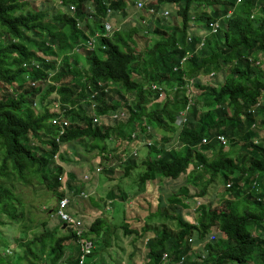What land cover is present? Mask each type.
I'll list each match as a JSON object with an SVG mask.
<instances>
[{
  "label": "trees",
  "instance_id": "16d2710c",
  "mask_svg": "<svg viewBox=\"0 0 264 264\" xmlns=\"http://www.w3.org/2000/svg\"><path fill=\"white\" fill-rule=\"evenodd\" d=\"M60 1L66 7L75 5V14L31 9L23 0H0V150L4 148V152L0 151V214L23 224V211L16 212L13 204L19 199L12 184L7 185L5 180L14 175L22 183L29 182V176L46 183L52 176V191L58 200L65 196V191L59 189L62 167L58 165L54 173L47 167L63 143L80 141L89 151L102 153L105 160L107 142H114L113 149L126 147L135 133L137 142L144 141L150 154L142 162L139 187L151 183L156 176L176 179L195 164L201 170L193 172L195 175L188 181L192 177L199 181L203 173L210 181L220 175L225 182L224 190L237 198L223 200L212 208L199 207L195 221H187L179 208L174 213L166 207L158 208L157 215L174 219L176 229L161 225L152 237L146 238L145 264H166V260L167 264H179L183 255V264H202L194 258L193 262L186 261L191 250L188 240L194 234L199 241L203 240L216 230L226 235L228 245L216 251L214 242H209L205 263L264 264V138L257 137L259 130L264 129V70L259 65L264 62L260 57L264 55V0H148L144 12L148 7L158 12L167 1L174 4L180 22L163 25L159 20L153 29L147 26L148 34L161 39L140 52L135 50L133 35L140 31L146 34L145 27L140 30L134 26L132 30H116L110 38L100 37L98 44L103 47L99 45L83 55L70 51L84 38L76 23L85 19L87 5L95 13L93 23H85V28L102 32L107 10L125 15L130 0ZM192 19L201 23L205 31L210 22L218 20V28L201 46L202 37L189 32ZM183 58L186 61L181 67ZM220 71H224L225 77L218 86L189 82L201 72ZM24 74L29 82L22 77ZM187 84L199 89L191 94V103L186 94ZM152 85H164L172 96L161 106L148 109L151 103L159 102V93ZM42 91L37 107L36 98ZM125 93L132 94L134 102L133 106L122 108L114 102V95L123 99ZM51 95L56 98L50 105L51 100L47 99ZM55 103L65 110L57 113ZM186 107V121L177 129V115ZM122 109L129 112L128 119L108 124L109 115ZM93 115H97V122L93 121ZM60 117L68 121L62 134L53 122ZM148 125L158 129L159 142L145 133ZM173 134L179 148L167 147ZM218 134L227 138L231 148L239 147L236 156L232 157L216 141ZM149 138L151 143L147 144ZM203 138L207 139L206 144L218 145L212 157L198 149ZM59 157L63 160L61 153ZM117 158L123 164V176H128L136 167V157ZM74 178L71 174V180ZM228 182L232 183L229 187ZM67 188L75 191L71 182ZM205 191L202 188L200 195ZM50 209L56 216V207ZM46 224L41 222L45 228L21 245L27 264H37L39 259L45 264H60L68 243L75 242L67 231L59 234L60 221L51 229ZM122 227L125 234L138 233L129 230L127 224ZM104 228L105 220L99 216L85 232L86 236L101 239L100 248L110 245V240L103 236ZM142 232L146 234L144 229ZM164 253L169 258L163 259ZM70 261L77 264L76 257Z\"/></svg>",
  "mask_w": 264,
  "mask_h": 264
},
{
  "label": "rangeland",
  "instance_id": "374dc122",
  "mask_svg": "<svg viewBox=\"0 0 264 264\" xmlns=\"http://www.w3.org/2000/svg\"><path fill=\"white\" fill-rule=\"evenodd\" d=\"M23 1L27 2V7L31 9H41L48 13L60 12L68 14L65 4L61 3L60 0ZM166 2L167 1L163 2L159 8L160 11L163 9L170 10V14L167 17H161L160 11L153 14L149 9L147 12H144V9L137 10L132 4L133 1H129V3L126 4L125 15H122L120 12H115L112 13L108 19H110L113 26L118 28V30H132L134 26H138L141 30V27L146 26V23H142V20H140L141 18H145L148 27L152 29L154 23L159 20H162L161 24L163 25H170L175 21L180 22V17L176 15L174 4ZM206 8L207 7L204 9ZM206 10L211 11L212 9L208 7ZM194 23L197 24L196 21H194ZM190 24H192V22H190ZM189 32L190 34L195 32L203 36V38L207 37V34H204L203 25H201V23L197 24V28H194V31L189 30ZM133 38L135 39V50L136 52H140L143 48H148L154 42L161 39V36L159 37L152 33L143 34L140 31L135 33ZM83 52L84 50L81 51V53ZM260 57L264 58V55L260 54ZM80 64L84 66L83 62H80ZM259 65L264 70V62H259ZM25 75L26 74L22 77L25 78ZM224 77V71L216 72L213 75L211 73L206 74L201 72L196 75L194 81H200L201 84H214L218 86L223 83ZM47 84L49 85V83ZM25 85H27V83ZM195 88V85H192V95L199 91V89ZM114 89H117V86H114ZM42 93L43 91L36 98L37 105L39 104L38 98ZM168 95L169 97L167 99L171 98L172 91H168ZM54 98H56L55 95L48 97L47 100H51V103H49L50 105L53 103ZM167 99L161 102L156 101L153 102V104L151 103L148 109H152L157 105L161 106ZM133 100L132 94L125 93L123 99L117 98V96L114 95V102L122 105V108L125 106H133ZM37 107H40V104ZM111 119L112 117L108 118V121L111 122ZM151 127L152 133H150V135H153V141L159 142V140L156 139L159 138L157 135L159 134L158 129L154 126ZM178 128L177 126V129ZM257 137H259L258 140L264 138V129L259 130ZM136 145L138 146L137 154L133 155L136 157V167L131 169L128 176H123V164L121 166L117 156L120 155L124 158L131 151V147H136ZM107 146L109 149L106 152V159L104 160L102 158V153L100 154L98 150L89 151L80 141L66 142L60 146L58 154H55L54 158L48 162L47 166L51 173L55 172L58 165L62 167L63 170L59 178L61 187L59 189L65 191V195L70 199L69 211H71L72 208L74 209L73 212H76L82 221L85 222L84 228L86 230V223H91L95 217L100 216L105 220L103 236L105 239L110 240V245L100 248L101 239L93 238L89 235L92 239H95V241L93 240L95 244L94 254L89 257V264H145V253L147 251L145 246L146 238L152 237L161 225H165L171 230L176 229V221L174 219L157 215L156 211L158 208L166 207V209L173 213L175 208H179L182 216L187 221H195L199 207L205 205L212 208L223 200L237 199L230 191L224 190L225 182L220 175H217L215 179L210 181L211 178H209L206 173H203L199 181H197V178L193 177L188 181V178L192 176L195 171L201 170V168L196 167L195 164L190 165L185 173L181 174L176 179L156 176L151 183L139 187V175L144 169L142 162L147 156H150L148 148L145 147L143 141L132 142L131 147L121 146L115 149H113L114 142L109 141L107 142ZM167 147H180L177 136L174 134L171 135V140L167 144ZM44 148L49 150L48 146H44ZM217 148L218 145L216 143H208L200 144L198 149L201 150L205 156L212 157L217 151ZM224 149L230 151L232 157L236 156L240 151L238 146L231 148V146L228 145L224 147ZM0 151L4 152V148ZM59 153L62 154L63 160L59 157ZM97 167L100 168V171H96ZM238 172L237 170L236 174ZM71 174L75 176L73 180H71ZM85 175H89L90 178L88 180L84 179ZM14 176L15 177L5 178V180L8 181L6 183L7 185L12 184L14 194L19 199V201L15 200L13 204L16 206V212L23 211V224L20 225V221H15L4 214H0V264H27L24 260L25 257L22 256L21 245L29 241L34 234L39 233L45 228L41 226V222H46V228L49 229L57 226L59 222L57 217L51 214L53 211H51V209L48 210L49 208H55L58 200L56 192L52 191V176L49 177V181L51 180L50 183L49 181L46 183L40 182L36 176H29V182L22 183L17 180L16 177H18V175ZM69 182H71V185L74 187V192H71V190L67 188ZM202 188H206L203 196L199 193ZM81 191H84L87 195H80ZM186 195L187 198H185ZM108 200H111V202H108ZM238 200L244 202L243 197H239ZM252 207L254 208V205H252ZM123 224H127L129 230H136L138 233L125 234L123 232ZM143 229L146 231L145 235L142 234ZM65 232L66 230L62 228L59 229V234L64 235ZM216 233L218 239L214 241L213 246L217 249L216 251H218L219 249L227 247L228 242L224 233ZM209 235L210 234L203 239L204 242L201 245L198 244L197 241L190 242L191 250L186 261L193 262L194 260L192 261V258L195 259L199 252L203 254L204 250H206V245L209 243L206 242ZM194 237L198 239L197 234H194ZM18 243L19 245L17 246ZM72 246L73 244L71 243L68 251H75ZM167 258H169V256ZM165 262L167 264L168 261L166 260ZM37 264L45 263L41 262L39 259Z\"/></svg>",
  "mask_w": 264,
  "mask_h": 264
},
{
  "label": "built area",
  "instance_id": "2783aa9c",
  "mask_svg": "<svg viewBox=\"0 0 264 264\" xmlns=\"http://www.w3.org/2000/svg\"><path fill=\"white\" fill-rule=\"evenodd\" d=\"M146 1L147 0H135L136 8H138V9L143 8ZM68 10L72 15H74V13L76 11L75 5L70 4L68 6ZM109 11L110 10H108V12ZM150 12L154 13L153 8H150ZM163 14L166 16L169 14V11L165 10L163 12ZM87 17H88V19L93 18V11L91 9L87 11ZM142 23H145V19L142 20ZM210 26L212 27L213 30H215V28L217 27V24L211 23ZM77 27L79 29L83 28L82 22L80 20L77 21ZM104 29H105V32H104L105 35H109L112 33V27H111L110 23H108L106 21L104 22ZM96 36H98V34H96V33H94V34L86 33L84 39L74 47L73 51L80 52L82 50L93 49L95 46ZM185 59L186 58H183L181 63L183 61H185ZM24 79L27 82H29L27 74L25 75ZM30 84L34 85V82H30ZM152 89H161V87L160 86L157 87V85H152ZM161 93H162V91H161ZM90 106L92 108H94L95 104L91 103ZM54 109L57 113H59V112L62 113L65 110V109L61 108L58 103L54 104ZM125 116L127 117V113H126V111L122 110L119 112H113L112 114L109 115V118L112 117L111 120H119V119H125L126 118ZM93 121L94 122L98 121L97 115H93ZM184 121H185L184 114L180 113V115L178 117V122L180 123V122H184ZM53 122L56 123V125L59 127V134L63 133L65 126L68 124V121L62 117L54 118ZM148 129H149V127H148ZM131 137H132L134 142L137 141L135 133H132ZM218 138L220 140H222L223 142H225L224 136L219 135ZM147 143L150 144L151 141L147 142ZM130 154H133V155L137 154V148L135 146L132 147ZM99 170H100V168L97 167L96 171H99ZM84 179H89V177H87V175H85ZM231 185H232V183H229V182L226 184L227 187H229ZM69 203H70V199L68 197L60 198L57 202L56 216L59 218V220L61 222L66 223L67 226L72 228V232L75 235L76 242L79 245V257H78V263L77 264H88L87 259L90 257L91 253L93 252L94 243L88 236L85 235V232L87 230L84 228V222L82 221V219L75 216L71 211H69ZM209 239L211 241H215L217 239V235L212 233L209 235ZM166 256H167V254L165 253L163 255V257L165 258ZM201 257L204 258V255ZM182 260H183V257L181 258L179 263H182Z\"/></svg>",
  "mask_w": 264,
  "mask_h": 264
},
{
  "label": "clouds",
  "instance_id": "9594fccd",
  "mask_svg": "<svg viewBox=\"0 0 264 264\" xmlns=\"http://www.w3.org/2000/svg\"><path fill=\"white\" fill-rule=\"evenodd\" d=\"M133 1V6L136 8V6H135V0H130V2H132ZM148 1V0H147ZM146 1V2H147ZM61 2V1H60ZM146 2H145V4H146ZM129 3V2H128ZM144 4V5H145ZM69 6V5H68ZM150 8L151 7H149L148 9L150 10ZM66 9H67V11H68V14L70 15V16H73L70 12H69V10H68V7H66ZM92 10L93 11V18L92 19H88V17H87V15H86V17H85V19H81L80 21L82 22V25H83V28L82 29H80V30H82V32H83V35H84V37H85V35H86V33H88V34H94V33H96V34H98V36H96V39H95V46H94V48L93 49H91V50H84V52L83 53H81V51L80 52H76V51H73V49H74V47L77 45H74L73 46V48H72V51H70V53L71 54H73V53H75V54H77V55H80V54H84L85 52H87V51H93V50H95V48H97V47H99V45L100 46H102L101 45V43L100 44H98V41H100L99 39H100V37H103V38H105V37H108V38H110L112 35H113V33H114V31H116V30H118V28H115L114 26H113V24L111 23V21H110V19H108L109 18V16H111L112 15V13H113V11H111L110 9H108V10H110L109 12H108V10H107V16L104 18V19H102V24H103V29H104V22L106 21V22H108V23H110V25H111V27H112V33L111 34H109V35H105L104 34V32H105V29L102 31V32H94V30L91 28H85V23L84 22H87V24H89V25H91L92 23H93V19H94V10H93V8L91 7V5L90 4H88L87 5V7H86V14H87V11L88 10ZM137 10H142L143 8H141V9H138V8H136ZM147 9V10H148ZM153 10H154V8H153ZM165 10H168L169 11V14H170V10L169 9H163V10H161L160 11V14H161V17H167L168 15H164L163 14V12L165 11ZM159 12V11H158ZM158 12H155V10H154V13L153 14H156V13H158ZM115 13V12H114ZM75 14V13H74ZM193 18V17H192ZM143 19H145V18H141L140 20H143ZM160 19H162V18H160ZM79 20V19H78ZM77 20V21H78ZM194 19H192L190 22H192V24H190V22H189V24H190V26H191V28H190V30H193L194 31V28H197V24H195L194 23V21H193ZM145 23H146V26H144L143 24V26L145 27L144 28V30H143V32L144 33H146L147 34V32H148V29L146 28L148 25H147V20L145 19ZM211 23H216L217 24V27L215 28V30L218 28V20H216V21H212V22H210L209 23V29L207 30V31H205V29H203L204 30V34H207V36L211 33V32H214L215 30H213L212 29V27L210 26V24ZM77 24V23H76ZM194 33V32H193ZM199 35V34H198ZM201 36V35H200ZM202 37V39H201V42L199 43L200 45L199 46H201V45H203L204 43H205V38H203V36H201ZM84 39V38H83ZM83 39H81V41L83 40ZM188 40H190V36H189V38H188ZM80 41V42H81ZM79 42V43H80ZM78 43V44H79ZM103 47V46H102ZM54 49H56V48H54ZM102 49H104V48H102ZM57 60V62L59 63L60 62V59L59 58H57L56 59ZM182 61V60H181ZM186 61V60H185ZM185 61H183L182 63H181V67L183 66V64H184V62ZM211 74L213 73L214 74V72H210ZM212 74V75H213ZM189 82H191V83H193L194 82V79L193 78H190L189 79ZM158 86H160L161 87V89H157V91H158V93H159V98L157 99L159 102H161V101H163V100H165V99H167L168 97H169V95H168V92L162 87V86H164V85H157V87ZM185 87H187V91H186V94H187V96L189 97V103H191V101H190V96H191V93H192V84H190V85H186ZM184 87V88H185ZM161 91H162V93H161ZM172 96V95H171ZM189 107V106H188ZM188 107H186V109L184 110V111H181L180 113H183L184 114V117H185V121H186V113H187V110H188ZM123 111H126V113H127V117L125 118V119H119V120H122V121H124V120H127L128 119V117H129V112L127 111V110H123ZM180 113L177 115V118H176V124L178 125V127L179 126H181L184 122H178V117H179V115H180ZM114 120H112L111 122H109V121H107V123L109 124H112V122H113ZM148 127H149V129H148ZM146 133L147 134H149L150 135V133H152V127L150 126V125H148L147 127H146ZM219 135H222V134H218V135H216V137H215V139H216V141L220 144V145H222V146H224V147H226V146H228V141H227V138L224 136V135H222V136H224V139H225V142H223L222 140H220L219 138H218V136ZM149 140H150V138L148 139V141L147 142H149ZM205 140V141H204ZM151 141V140H150ZM132 142H134V141H130V143L128 144V146H130L131 147V143ZM137 142V141H136ZM143 143H144V141H143ZM207 143V139L206 138H203L202 139V142H201V144H206ZM148 144V143H147ZM127 147V146H126ZM138 146L136 145V148H137ZM131 150H132V147H131ZM131 152V151H130ZM130 152L128 153V155L127 156H125L124 157V159H126V158H128V157H130V156H133V154H130ZM100 171V170H99ZM90 178V177H89ZM257 186V185H256ZM255 186V187H256ZM224 187H225V184H224ZM255 187H252L251 189H255ZM64 197H67L66 195L64 196ZM57 202H58V200H57ZM69 205H70V203H69ZM56 208H57V203H56ZM55 214H56V209H55ZM74 214V213H73ZM75 215V214H74ZM57 217V216H56ZM58 218V217H57ZM58 220H59V218H58ZM60 221V220H59ZM60 223H61V226H62V224H63V222H61L60 221ZM66 224V223H65ZM66 226H67V224H66ZM67 227H69V226H67ZM72 229V228H71ZM65 230V229H64ZM216 232H219V233H221V231L220 230H216ZM216 232H214L213 231V234H216L217 235V233ZM73 233V232H72ZM209 234H212V232L211 233H209ZM73 235H74V233H73ZM208 235V234H207ZM218 236V235H217ZM89 238H91L90 236H88ZM74 238H75V235H74ZM206 238V237H205ZM76 239V238H75ZM217 239H218V237H217ZM216 239V240H217ZM215 240V241H216ZM189 242H194V241H197L198 242V244H203V240H201L200 239V241L198 240V239H196L195 237H194V235H193V237H190L189 238V240H188ZM206 242H214V241H211L209 238L207 239V241ZM191 245V244H190ZM94 249H95V246H94ZM94 249H93V252H94ZM190 252V251H189ZM189 252H188V254H189ZM165 254V253H164ZM167 254V253H166ZM204 255V258L205 257H207V255H208V252H207V250H204V252H203V254H200V252L198 253V256H196V258L194 259V260H196V259H198L197 261H199V263L200 262H203V264H209V263H205L206 262V260L204 259V258H202L201 256H203ZM167 257V256H166ZM165 257V258H166ZM183 257V260H182V263H179V264H183V262H184V260H185V255H183L182 256ZM163 259H164V257H163ZM204 259V260H203ZM181 260V259H180Z\"/></svg>",
  "mask_w": 264,
  "mask_h": 264
},
{
  "label": "crops",
  "instance_id": "0c3cea01",
  "mask_svg": "<svg viewBox=\"0 0 264 264\" xmlns=\"http://www.w3.org/2000/svg\"><path fill=\"white\" fill-rule=\"evenodd\" d=\"M80 55H83V54H80ZM80 194H82L81 192H80ZM108 201H111V200H108ZM73 208L71 209V212L72 213H74L75 214V216H77V217H79V215H77L76 214V212H73ZM80 218V217H79ZM84 222V221H83ZM85 223V222H84ZM90 223H86V226L88 227V225H89ZM207 236V235H206ZM75 239V238H74ZM92 241H93V239L92 238H90ZM73 244V248L75 249V251L74 252H72L71 250L70 251H68L69 250V246H70V244ZM93 243H94V241H93ZM94 246H95V244H94ZM71 247V248H72ZM73 257H76L77 258V263H78V257H79V245L77 244V242H76V239H75V246H74V243L73 242H69L68 243V246H67V248H66V252H65V255L63 256V258H62V260L60 261L61 262V264H72V262L70 261V259H72ZM91 257V256H90ZM89 259V258H88ZM88 259H87V263H88ZM203 263V262H202ZM89 264V263H88Z\"/></svg>",
  "mask_w": 264,
  "mask_h": 264
},
{
  "label": "water",
  "instance_id": "95a60500",
  "mask_svg": "<svg viewBox=\"0 0 264 264\" xmlns=\"http://www.w3.org/2000/svg\"><path fill=\"white\" fill-rule=\"evenodd\" d=\"M62 229H65L68 233L71 234L72 237H74L73 233H72V229L71 227H67L65 223L62 224L61 226Z\"/></svg>",
  "mask_w": 264,
  "mask_h": 264
}]
</instances>
